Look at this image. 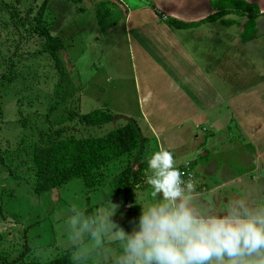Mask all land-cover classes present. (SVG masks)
I'll use <instances>...</instances> for the list:
<instances>
[{"label": "rangeland", "instance_id": "1", "mask_svg": "<svg viewBox=\"0 0 264 264\" xmlns=\"http://www.w3.org/2000/svg\"><path fill=\"white\" fill-rule=\"evenodd\" d=\"M41 1L0 0V254L8 259L15 258L26 244L28 252L20 262L27 264L30 261H48L71 246L65 231L64 217L72 207L92 215L105 203L116 204V213L110 219L128 234L140 215V202L136 201L134 191L144 188L150 196L143 174L134 185L119 191L111 186V178L126 163L125 156L100 169L103 183L94 188H87L82 179L76 177L60 188L40 193L33 191L30 147L40 141L39 131L63 127L62 136H102L130 119L136 121L139 117V97L145 96L148 82L145 77L142 79L133 56L136 55L137 44H142L145 53L149 45V54L157 52L149 42L152 41V35L145 37L149 45L135 35L132 29L136 23L134 17L140 13H134L133 21H128L127 7L123 0H48L44 25L64 43L58 55L65 65L66 79L62 91L56 95L57 78L52 61L47 54L39 51L37 36L31 31L32 16ZM248 1H259L264 11V0ZM202 2L193 0L195 7L193 12L188 13L190 18L199 19L211 13L209 5ZM147 6L148 13L156 15L152 10L154 6ZM174 12L172 17L177 19L189 17H186L187 14L183 16L184 11ZM226 17L238 19V23L243 21L235 14ZM258 24L264 31V15ZM206 25L213 36L202 37L201 42L194 39L197 48H207L203 50L207 54L209 49H212V54L214 49L217 52L222 48L224 53L226 51L224 55L229 65L227 70L213 71L212 88L230 97L233 92L246 90L250 86L252 79L247 77H259L261 69L264 75V38L255 49L256 60H247V53H243L242 58L235 47L239 24L223 26L213 21L207 22L200 29L205 30ZM176 29L170 28L171 31ZM227 47L231 49L227 51ZM159 63L165 67V71L174 73L175 62L172 56L166 54ZM201 79L197 77L198 82ZM171 87V84L166 85L167 89ZM163 88V83H158L155 75L154 81L151 79L152 95L162 94ZM208 95L206 85L197 88L196 97ZM103 108L114 115L113 120L105 124L85 125L78 123L73 116L76 112ZM207 126L200 121V127H190L194 131L193 135L197 136L188 135L190 148L184 155L185 160L195 159L199 163L201 156L198 154L203 146H198L196 139L208 133L204 131ZM233 126H229L233 139V150L229 155L236 152L237 161L231 168L234 174H246L252 169L248 161L251 152L241 133ZM154 142L149 140L145 144L144 158L148 157V147L153 146ZM139 157L135 153L131 163L136 164L142 160ZM143 161L146 163L145 159ZM259 170L245 175L244 185L236 187L238 198L251 196L256 202L264 200V170ZM255 175L261 177L260 185L254 180ZM203 196L211 200L207 194ZM104 246L114 251L118 248L116 244L105 243ZM81 255L83 259L78 261ZM71 257L73 264H105L101 249L92 240H86L83 249L72 250Z\"/></svg>", "mask_w": 264, "mask_h": 264}, {"label": "crops", "instance_id": "2", "mask_svg": "<svg viewBox=\"0 0 264 264\" xmlns=\"http://www.w3.org/2000/svg\"><path fill=\"white\" fill-rule=\"evenodd\" d=\"M123 1L127 7L126 19L128 21L132 20L134 13H140L138 17H134L136 23L132 29L135 31V35L145 44L148 43L145 37L152 35V41L149 42L157 50V52L149 54L151 49L148 43L149 48L145 53L142 44H137L136 55L133 56L139 66L138 71H140L142 79L145 77L148 82L145 96L140 95L139 97V117L136 118L140 132L148 138V142L149 140L155 141L152 148L148 147V151L153 153L160 148H165L173 153L174 159L185 161L184 155L190 148L188 135L197 136L193 135L194 131L190 127L198 128L200 121L205 122L208 126L204 131H208V133L200 139H196L198 140L197 145L201 146L202 144L203 146L201 153L198 154L202 159L200 158L199 163L195 159L191 161L195 174L194 185L195 190L204 198L200 203L206 205L210 203L212 209L219 211L229 201L238 198L236 187L240 184L244 185L243 180L246 174L259 172V169L264 170V75L262 69L259 72V77L257 75L247 77L252 79V82L246 90L233 92L230 97L224 96L215 87L212 88V78L213 71L216 69L223 71L225 68L226 70L229 68L224 55L226 51L224 53L222 48L217 51L216 48L217 52L214 49V53L211 54L212 49H209L207 54L203 51L207 48H197V43L194 41L196 39L201 42L202 37L211 38L213 36L208 25L205 26V30L200 29L207 22L173 31L170 30L171 26L166 23L169 18H175L172 17L173 13H176L174 11H184L183 16L187 14L186 17H188V13L194 11L193 0ZM209 1L203 0L202 3L209 5ZM147 4L154 6L152 10L156 15L148 13ZM256 4L262 12L256 24L258 37L245 43H242L239 37L235 38L237 52H240L242 58L243 53H247L246 59H252V61L256 60L257 51L255 49L260 46V41L264 38V31L259 28L258 24L264 11L260 7L259 1ZM206 16L199 19L189 16L178 20L193 22ZM137 32L140 34L138 33V35ZM230 49L227 47L226 50ZM253 53L255 54L253 55ZM166 54L174 59V73L165 71V67L159 63V60ZM137 64H135L136 67ZM155 75H157L158 83L162 82L164 85L162 94L157 93V96H153L150 89L151 79L154 81ZM197 77L202 79L198 82ZM167 84H171L172 87L167 89ZM204 85L209 89V97H196L197 88L204 87ZM230 124L234 125L233 127L241 133L242 139L251 152L248 161L252 169L246 174H234L231 168V165L237 161V155L236 152L229 155L233 150L231 148L233 139L229 130ZM150 152L146 158L143 157L144 147L138 149L136 153L142 160H147L150 157ZM146 172L147 164L142 177H145ZM255 176L254 180L259 184L261 177ZM262 184L264 185L263 182ZM213 188L217 189L215 193L211 191ZM204 194H207L211 200H206ZM254 195L252 194V196Z\"/></svg>", "mask_w": 264, "mask_h": 264}, {"label": "clouds", "instance_id": "3", "mask_svg": "<svg viewBox=\"0 0 264 264\" xmlns=\"http://www.w3.org/2000/svg\"><path fill=\"white\" fill-rule=\"evenodd\" d=\"M181 163L187 165L165 148L147 158L150 196L144 188L134 191L140 215L128 234L110 219L116 204L105 203L92 215L72 207L64 217L70 245L83 249L92 240L105 264H264V200L246 196L212 209L182 178Z\"/></svg>", "mask_w": 264, "mask_h": 264}, {"label": "trees", "instance_id": "4", "mask_svg": "<svg viewBox=\"0 0 264 264\" xmlns=\"http://www.w3.org/2000/svg\"><path fill=\"white\" fill-rule=\"evenodd\" d=\"M47 1L42 0L37 6L32 16L31 31L37 36L39 51L47 54L52 61L57 78L55 94L58 95L66 79V68L58 55V52L64 48V43L58 35L51 34L44 25ZM209 5L213 12L199 21L186 22L169 18L166 23L177 29H186L203 22L218 20L223 26L239 24L238 37L242 43L258 37L256 24L257 19L262 15L258 4L247 0H210ZM230 14L239 15L243 21L238 23V19L226 17ZM73 116L76 117L78 123L85 125H101L114 118L113 113L104 108L84 113L76 112ZM63 132V127L39 131L40 141L30 147L29 162L32 168L31 175L35 193L60 188L76 177H80L87 188L99 186L103 183L100 169L123 156L126 157L125 165L110 180L113 189L119 191L124 187L132 186L141 177L146 163L139 160L138 163L132 164L131 160L137 150L144 147L148 138L140 132L135 120L130 119L102 136H62ZM74 249L70 246L48 261H30L28 264H73L71 252ZM27 252L28 246L24 244L23 250L15 258L8 259L0 254V263L27 264L20 262Z\"/></svg>", "mask_w": 264, "mask_h": 264}, {"label": "built area", "instance_id": "5", "mask_svg": "<svg viewBox=\"0 0 264 264\" xmlns=\"http://www.w3.org/2000/svg\"><path fill=\"white\" fill-rule=\"evenodd\" d=\"M185 161L187 162V165L184 166V164L181 163V166H180V169H179L180 172L182 173V178L183 179H190L193 182V184H194V182H195V174H194V171H193L192 163L189 160H185Z\"/></svg>", "mask_w": 264, "mask_h": 264}]
</instances>
